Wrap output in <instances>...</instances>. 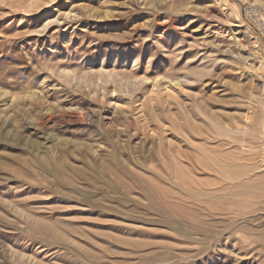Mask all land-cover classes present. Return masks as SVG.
I'll use <instances>...</instances> for the list:
<instances>
[{
	"label": "rangeland",
	"instance_id": "1",
	"mask_svg": "<svg viewBox=\"0 0 264 264\" xmlns=\"http://www.w3.org/2000/svg\"><path fill=\"white\" fill-rule=\"evenodd\" d=\"M248 6L0 0V264H264Z\"/></svg>",
	"mask_w": 264,
	"mask_h": 264
},
{
	"label": "built area",
	"instance_id": "2",
	"mask_svg": "<svg viewBox=\"0 0 264 264\" xmlns=\"http://www.w3.org/2000/svg\"><path fill=\"white\" fill-rule=\"evenodd\" d=\"M245 15L264 43V15L261 10L253 6H248L245 9Z\"/></svg>",
	"mask_w": 264,
	"mask_h": 264
},
{
	"label": "bare ground",
	"instance_id": "3",
	"mask_svg": "<svg viewBox=\"0 0 264 264\" xmlns=\"http://www.w3.org/2000/svg\"><path fill=\"white\" fill-rule=\"evenodd\" d=\"M108 163V162H107ZM106 170H107V168H106ZM105 171V170H104ZM107 171H109V170H107ZM112 172V171H111ZM104 174H105V172H104ZM104 174H102L103 176H104ZM115 174H116V171H115ZM105 175H109L108 174V172H107V174H105ZM111 175H113V172H112V174ZM110 176V175H109ZM107 177V176H106ZM106 177H105V179H106ZM103 179V178H102ZM108 179V178H107ZM110 179V178H109ZM113 179V178H112ZM89 181H91V180H89ZM91 183V182H90ZM107 183V182H106Z\"/></svg>",
	"mask_w": 264,
	"mask_h": 264
}]
</instances>
